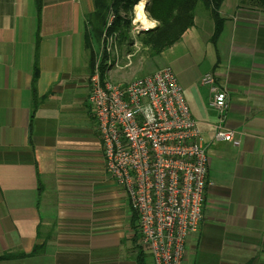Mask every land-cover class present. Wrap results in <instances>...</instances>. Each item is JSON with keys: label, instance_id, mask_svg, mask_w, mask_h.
<instances>
[{"label": "crops", "instance_id": "0c3cea01", "mask_svg": "<svg viewBox=\"0 0 264 264\" xmlns=\"http://www.w3.org/2000/svg\"><path fill=\"white\" fill-rule=\"evenodd\" d=\"M93 9V0H43L38 18L35 0H0V257L12 255L0 264H138L134 209L106 169L88 101ZM220 15L216 43L199 7L159 55L208 155L203 217L183 264H264V9L224 0ZM209 72L227 89L226 126L238 145L213 139L218 114L201 82Z\"/></svg>", "mask_w": 264, "mask_h": 264}, {"label": "built area", "instance_id": "2783aa9c", "mask_svg": "<svg viewBox=\"0 0 264 264\" xmlns=\"http://www.w3.org/2000/svg\"><path fill=\"white\" fill-rule=\"evenodd\" d=\"M139 4L140 0L132 14L121 13L132 19L127 34L131 39L146 31L137 18ZM113 17L111 14L108 25ZM118 35L105 31L101 52L110 54ZM118 63L119 56L113 52L105 78L98 61L88 79V101L106 169L129 194L138 217V242L153 264H183L188 237L199 229L210 184L203 131L171 66L130 81H117L108 76ZM201 82L209 87L208 105L218 114L213 139L238 145L236 132L226 126L227 89L217 84L212 72L204 74Z\"/></svg>", "mask_w": 264, "mask_h": 264}, {"label": "trees", "instance_id": "16d2710c", "mask_svg": "<svg viewBox=\"0 0 264 264\" xmlns=\"http://www.w3.org/2000/svg\"><path fill=\"white\" fill-rule=\"evenodd\" d=\"M138 0H93L94 9L86 16V25L90 36L96 39L99 47L102 45V36L105 31L109 34L119 33L118 39L127 38L129 28L131 27V17H122L120 11L133 13L134 4ZM146 7L148 16L159 21L155 28H150L142 31L141 36L142 46L147 50L148 54L152 57L159 56L165 49L171 47L178 42L184 32L193 26L194 18L197 9L201 6L204 7L211 14L215 23L214 33L211 37L213 43H216L224 27V18L220 15V7L224 0H149ZM249 5L264 9V0H246ZM38 18L41 15L43 0H35ZM114 17L110 24V15ZM140 33V34H141ZM39 36L37 35V41ZM110 54L106 50L93 51L90 59V75L94 72L95 64L99 61V69L101 77L105 78L107 70L109 69L108 60ZM38 60L35 57L33 83L35 84L38 78ZM35 87V85H34ZM37 105L34 102L31 112V124L35 117ZM133 228L135 235L133 236L135 259L138 264H148V252L139 244L138 235V217L133 210ZM12 255H3L0 257L9 258Z\"/></svg>", "mask_w": 264, "mask_h": 264}, {"label": "rangeland", "instance_id": "374dc122", "mask_svg": "<svg viewBox=\"0 0 264 264\" xmlns=\"http://www.w3.org/2000/svg\"><path fill=\"white\" fill-rule=\"evenodd\" d=\"M241 2L249 4L246 0H241ZM142 35L143 33L137 34L135 39L127 37L121 40L117 38V40L114 41L115 46L110 55H112L113 52L117 53L119 56V63L118 66L112 67L109 72V78L117 81H130L135 77L153 73L165 65L161 56L152 57L148 54L141 43L140 38ZM92 39L96 51H99V44L95 38L92 37ZM128 55H130V57H128ZM148 264H153L150 256L148 257Z\"/></svg>", "mask_w": 264, "mask_h": 264}, {"label": "bare ground", "instance_id": "6f19581e", "mask_svg": "<svg viewBox=\"0 0 264 264\" xmlns=\"http://www.w3.org/2000/svg\"><path fill=\"white\" fill-rule=\"evenodd\" d=\"M137 18L138 21H140L145 27L151 22V20L148 17H145L144 8L141 9L140 7H138Z\"/></svg>", "mask_w": 264, "mask_h": 264}, {"label": "clouds", "instance_id": "9594fccd", "mask_svg": "<svg viewBox=\"0 0 264 264\" xmlns=\"http://www.w3.org/2000/svg\"><path fill=\"white\" fill-rule=\"evenodd\" d=\"M147 3V0H140V4L138 7L141 9L144 8L145 4ZM145 17H147V13H145ZM159 24V21L157 20H152L146 27L145 30H148V28H155Z\"/></svg>", "mask_w": 264, "mask_h": 264}]
</instances>
